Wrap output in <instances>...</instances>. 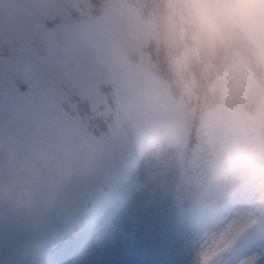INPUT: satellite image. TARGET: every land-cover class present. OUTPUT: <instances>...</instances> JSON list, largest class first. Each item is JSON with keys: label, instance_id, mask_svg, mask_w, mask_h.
Returning <instances> with one entry per match:
<instances>
[{"label": "rangeland", "instance_id": "1", "mask_svg": "<svg viewBox=\"0 0 264 264\" xmlns=\"http://www.w3.org/2000/svg\"><path fill=\"white\" fill-rule=\"evenodd\" d=\"M0 2V87L16 95L34 87L31 76L15 67L21 49L43 55L47 42L66 30L82 39L75 65L45 86L43 108L24 127L8 122L0 135V184L13 182L33 192L27 209L0 202V264H47V254L65 241L54 245L48 237L67 229L66 238L75 235L95 193L116 173L127 178L121 190H130L134 210L117 215L108 208L99 219L103 206L97 205L93 222L86 223L91 228L83 234L85 243L52 264H167L160 221L176 209V194H170L184 185L179 161L185 139L203 125L193 119L207 102L190 93L188 73L197 50L178 35L168 0ZM239 49L219 53L216 71H232H224L230 85L218 79L210 87L227 111L224 125L231 134L238 115L264 128V102L251 107L233 100L241 89L233 79L246 74L259 89L257 66ZM225 60L232 63L225 66ZM259 90L264 93V87ZM204 125L210 132L206 147L198 149L195 173L210 192L203 195L197 225L180 232L175 221L177 264H264V147L216 172L212 162L231 151L223 147L227 138L215 132H224L222 121ZM156 129L163 137L140 148ZM216 145L219 154L211 159ZM196 180L189 201L201 199Z\"/></svg>", "mask_w": 264, "mask_h": 264}, {"label": "clouds", "instance_id": "2", "mask_svg": "<svg viewBox=\"0 0 264 264\" xmlns=\"http://www.w3.org/2000/svg\"><path fill=\"white\" fill-rule=\"evenodd\" d=\"M178 35L197 51L220 53L242 47L264 59V0H168ZM230 80H225V86ZM17 210L31 207L30 187L18 190L13 182L0 184V202Z\"/></svg>", "mask_w": 264, "mask_h": 264}, {"label": "snow or ice", "instance_id": "3", "mask_svg": "<svg viewBox=\"0 0 264 264\" xmlns=\"http://www.w3.org/2000/svg\"><path fill=\"white\" fill-rule=\"evenodd\" d=\"M82 54V39L74 30H66L47 42V52L41 55L33 48L21 49L14 57L17 70L27 72L34 83L32 90L24 96L16 95L9 88L0 87V135L6 124L15 122L24 127L28 118L44 106L45 86L50 78L61 70L73 67ZM127 184L126 176L116 173L107 180V191L101 190L100 202L114 214L133 211L130 190H121Z\"/></svg>", "mask_w": 264, "mask_h": 264}, {"label": "trees", "instance_id": "4", "mask_svg": "<svg viewBox=\"0 0 264 264\" xmlns=\"http://www.w3.org/2000/svg\"><path fill=\"white\" fill-rule=\"evenodd\" d=\"M239 53L244 54L247 58L252 59V61H254V63L257 66V77H258V82H259V89L261 87H264V78H263V73H262V68H261V64L259 62V60H257L256 58H254L249 52H247L244 48L240 47ZM220 59V54L219 53H211V52H204V51H197L194 56L191 59V62L193 63V65L190 67V71L191 73H193L194 75H191L189 77L190 81V93L194 95V97H198L199 103L201 102L202 98L205 99V101H207L208 103L211 104L212 108L211 109H204L207 111H210L212 113V111H214L215 109H220V99L219 97H215L214 93H210V87L212 85V81L216 80L217 77L224 78L226 74H218V72L216 71V66H217V61ZM264 60V59H263ZM224 63L226 64L225 66H229L232 63V60H225ZM228 70L230 71L228 68H225L224 71ZM203 71L206 78V82L201 83L200 80L197 78V74ZM255 71V72H256ZM229 74V73H228ZM231 74V73H230ZM204 78V79H205ZM233 83L239 85L240 89V94L237 97H233V100L235 102H240V101H246L250 103L251 107H256L258 105L261 104V101L264 102V93L262 91H260L259 89H257V84L253 83L251 81V79L249 78L248 75H244V78H242L241 80H232ZM176 82H174L173 80V85H175ZM210 98V99H209ZM214 99V100H211ZM216 101V102H215ZM206 103H201V106H205L207 105ZM203 114V111L200 113ZM226 115L227 112L224 114H220L218 115H206V116H201V117H197L195 119H193L194 123H201L203 124V128H209V125H204L206 123H209L210 121L214 123V118H217L218 120L222 121V125L220 126L224 132H220V130H216V133H219V135H224L227 139L225 141V144H228L229 146H232L236 151L238 150H253V146L257 145L258 143H260L263 139H264V128H262V125L258 124L257 121L253 122L252 120H250L249 116H245V115H238V117L236 118V127L234 130V134L229 133L226 129H225V122H226ZM236 115V114H235ZM237 125L239 127L238 133H237ZM191 131V130H190ZM192 132V131H191ZM221 133V134H220ZM237 134V135H236ZM236 135V136H235ZM235 136V137H233ZM209 145H212V142L208 143ZM197 145L201 146L203 145V143H201L200 141H197ZM219 145H223L222 142L220 141ZM218 145H216L215 148L212 152L215 157V151H217L216 147ZM204 147V146H203ZM225 147V146H223ZM58 232H56L54 235H56ZM75 235H71L70 238H66V232L62 235V234H57L55 236V239H53V243H55L54 245L58 244V241H64V243H62V245H64L65 243H67V241L71 240L72 238H74Z\"/></svg>", "mask_w": 264, "mask_h": 264}]
</instances>
